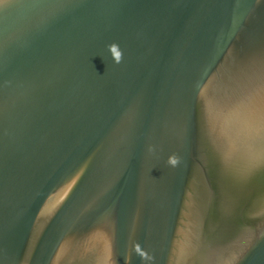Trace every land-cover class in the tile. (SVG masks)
<instances>
[{
    "label": "water",
    "instance_id": "1",
    "mask_svg": "<svg viewBox=\"0 0 264 264\" xmlns=\"http://www.w3.org/2000/svg\"><path fill=\"white\" fill-rule=\"evenodd\" d=\"M0 264H264V0H0Z\"/></svg>",
    "mask_w": 264,
    "mask_h": 264
},
{
    "label": "clouds",
    "instance_id": "2",
    "mask_svg": "<svg viewBox=\"0 0 264 264\" xmlns=\"http://www.w3.org/2000/svg\"><path fill=\"white\" fill-rule=\"evenodd\" d=\"M174 163L178 162V161H173Z\"/></svg>",
    "mask_w": 264,
    "mask_h": 264
},
{
    "label": "bare ground",
    "instance_id": "3",
    "mask_svg": "<svg viewBox=\"0 0 264 264\" xmlns=\"http://www.w3.org/2000/svg\"><path fill=\"white\" fill-rule=\"evenodd\" d=\"M256 143V142H255Z\"/></svg>",
    "mask_w": 264,
    "mask_h": 264
}]
</instances>
